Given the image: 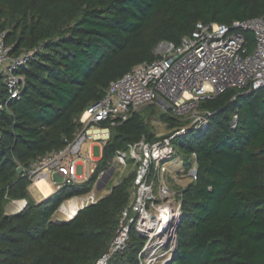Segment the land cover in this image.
<instances>
[{
	"label": "trees",
	"instance_id": "obj_1",
	"mask_svg": "<svg viewBox=\"0 0 264 264\" xmlns=\"http://www.w3.org/2000/svg\"><path fill=\"white\" fill-rule=\"evenodd\" d=\"M264 18V0H0V33L11 54L34 51L20 99L0 109V264H93L105 253L129 203L135 172L70 220L63 204L90 194L119 152L157 137L143 111L111 127L91 176L37 201L27 175L38 158L72 141L79 117L110 82L155 60L162 41L179 44L197 23L231 26ZM248 47L254 39L245 33ZM5 89L0 79V97ZM211 113L200 133L177 136L187 174L196 154L197 178L179 190L182 216L168 264H264V92L230 88L200 102ZM237 116V125L231 122ZM171 131L183 126L167 112ZM23 166V174L17 168ZM26 200L14 214L11 201ZM145 240L130 227L123 251L108 264H140Z\"/></svg>",
	"mask_w": 264,
	"mask_h": 264
},
{
	"label": "built area",
	"instance_id": "obj_2",
	"mask_svg": "<svg viewBox=\"0 0 264 264\" xmlns=\"http://www.w3.org/2000/svg\"><path fill=\"white\" fill-rule=\"evenodd\" d=\"M246 32L253 36V48L247 45ZM4 36L0 33V79L5 89V96L0 97V109L9 110L10 101L20 99L24 92V76L20 70L28 68L34 51L12 55L11 47L4 43ZM154 56V61L138 64L121 78L110 82L103 97L86 107L80 115L73 140L62 149L38 158L27 170L33 186H37L40 180L49 182L54 175L62 178V183L52 180L56 190L86 181L98 161L93 157L94 146L103 150L110 139L112 126L127 121L155 102L184 123L160 140L151 143L143 139L117 154L116 159L126 166L127 152H130L135 177L129 203L121 212L116 233L107 251L93 264H108L112 256L123 251L131 226L145 240L138 256L140 264H151L161 253L169 256L165 264L171 261L182 211L180 201L174 198L178 193L165 182L167 168L163 163L175 155L172 143L175 137L200 133L208 127L211 113L199 108L202 100L230 88L247 93L264 92V18L235 21L231 26L197 23L191 35L183 37L179 44L160 42L154 49ZM237 120L234 115L233 128ZM84 143L90 146L82 154ZM192 158L193 163L187 172L189 181L197 178L196 154H192ZM79 166L86 167L84 176H77ZM152 173L161 176L157 196L154 183L150 181ZM82 199L78 210L97 201L94 192ZM163 248H166L165 253Z\"/></svg>",
	"mask_w": 264,
	"mask_h": 264
},
{
	"label": "rangeland",
	"instance_id": "obj_3",
	"mask_svg": "<svg viewBox=\"0 0 264 264\" xmlns=\"http://www.w3.org/2000/svg\"><path fill=\"white\" fill-rule=\"evenodd\" d=\"M161 112H163V110L161 109L160 105L157 102L149 105L143 111V114L145 116H147V119H148V121L151 125V128H152V131L154 132V134L157 137L170 133L169 131L166 130L165 125L159 119V115ZM89 146H90L89 143L83 144L82 154L85 153L86 149ZM101 154H102L101 148H99V146L95 145L93 148V157L96 159H100ZM184 157H185V154L180 153L179 156H176L172 160H169V161L163 163V166H165L167 168L166 172H165V182L172 191H175L177 193L179 192V190L182 187L186 186L190 182L188 177H187V174H184V172H183L185 170V158ZM126 162H127V164H126V166H124V165L120 164L119 161L115 158V163H114V166L112 167V168H114V172H113L110 180L108 181V183L101 189H96V186H95L93 191H92L95 194V199L98 200V199H101V198L105 197L106 195H108L110 192V189L114 185H116L122 178H124L125 176L129 175L132 172H135V169L133 167V160L131 159V154L129 151L127 152ZM85 169H86V167L79 166L77 169V176L80 177L81 175L86 174ZM107 172L108 171H106L105 173H107ZM102 174H104V173H102ZM102 174H101L100 178L102 177ZM52 180H54L57 183H62V178H60L58 176L52 177ZM52 180H49L50 185H52V183H51ZM150 181H153V183H154V194L157 196L158 195V186H159L160 181H161L160 174L152 173V177H151ZM32 193L35 197H37V199L42 200L43 198H45V197H43L42 191L38 187H33ZM91 193L86 195V196H82V198L88 197L89 195H91ZM77 198H81V197H75L72 199H77ZM174 198L179 200V196H174ZM54 219H56L57 221L67 220V219H64L61 217V215L59 214V211L56 212ZM162 252L165 253L166 248H163ZM168 257L169 256H163L161 253V255L159 254V256L157 257L156 261H153L151 264H165Z\"/></svg>",
	"mask_w": 264,
	"mask_h": 264
},
{
	"label": "crops",
	"instance_id": "obj_4",
	"mask_svg": "<svg viewBox=\"0 0 264 264\" xmlns=\"http://www.w3.org/2000/svg\"><path fill=\"white\" fill-rule=\"evenodd\" d=\"M162 109V108H161ZM145 110V109H144ZM143 110V111H144ZM163 110V109H162ZM163 112H165L164 110H163ZM162 122V121H161ZM163 123V122H162ZM164 125H165V127H166V130L167 131H169V132H171V129H169L168 128V125L166 124V123H163ZM97 160H99V159H97ZM54 176H58V175H54ZM53 176V177H54ZM59 177V176H58ZM61 178V177H60ZM46 183V182H45ZM48 183V184H47ZM46 183V185H47V187L49 188V192L47 193V194H44V192L42 191V189L40 188V186L37 184V186H35V187H38L41 191H42V194H43V197H47V196H49V195H51V194H53L55 191H57L56 190V188L54 187V186H52V185H50V183L49 182H47ZM49 185V186H48ZM34 196V195H33ZM34 198L37 200V201H39L40 199H37V197H35L34 196ZM21 203V204H20ZM26 200H17V201H14V202H10V203H8V205L6 206V213H8V214H14V213H17V212H19L23 207H22V205L23 204H25L26 205ZM64 206V204L62 205V207ZM62 207L59 209V214H60V212H61V209H62ZM76 211H77V209H75L74 211H70L69 209H66V207H65V209H63V212H65V217H63L61 214V217L62 218H64V219H69V218H71L75 213H76Z\"/></svg>",
	"mask_w": 264,
	"mask_h": 264
},
{
	"label": "bare ground",
	"instance_id": "obj_5",
	"mask_svg": "<svg viewBox=\"0 0 264 264\" xmlns=\"http://www.w3.org/2000/svg\"><path fill=\"white\" fill-rule=\"evenodd\" d=\"M46 181L45 180H40L39 182H38V185L40 186V188L42 189V191L44 192V194H47L48 192H49V188L47 187V185H46V183H45ZM48 184V183H47ZM49 186V185H48ZM84 201V199H82V198H77V199H71V200H69V201H67V202H65L64 203V206L62 207V209H61V212H60V214L64 217V216H66L65 215V212H63V209H65V207H66V209H69L70 211H74L75 209H77L78 210V204H80V203H82ZM21 204V203H20ZM76 214V213H75ZM74 214V215H75ZM73 215V216H74ZM72 216V217H73ZM71 217V218H72Z\"/></svg>",
	"mask_w": 264,
	"mask_h": 264
},
{
	"label": "water",
	"instance_id": "obj_6",
	"mask_svg": "<svg viewBox=\"0 0 264 264\" xmlns=\"http://www.w3.org/2000/svg\"><path fill=\"white\" fill-rule=\"evenodd\" d=\"M24 171H25V168H24L23 166H19V167L17 168V173H18V174H23ZM113 172H114V168H111V169L108 170L107 173L102 174V177L98 179V181H97V183H96V185H95V186H96V189H101V188H103V187L108 183V181L110 180V178H111ZM65 202H67V201H65ZM65 202H63V204H64ZM63 204H62V205H63ZM62 205L59 207V209L62 207ZM59 209H58L57 211H59ZM79 210H80V209H79ZM79 210H77L76 213H77ZM75 215H76V214H75ZM75 215H74V216H75ZM74 216H73V217H74ZM73 217H72V218H73ZM72 218H69V219H67V220H70V219H72ZM179 223H181V221H180Z\"/></svg>",
	"mask_w": 264,
	"mask_h": 264
}]
</instances>
